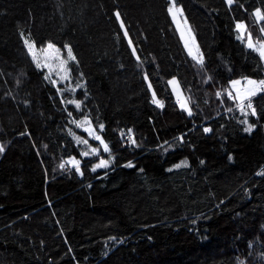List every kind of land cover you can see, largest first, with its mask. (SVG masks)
I'll return each instance as SVG.
<instances>
[{
  "label": "trees",
  "instance_id": "obj_1",
  "mask_svg": "<svg viewBox=\"0 0 264 264\" xmlns=\"http://www.w3.org/2000/svg\"><path fill=\"white\" fill-rule=\"evenodd\" d=\"M171 1L0 0V264H264V93L253 97L251 133L237 102L216 95L264 77L246 44L248 33L264 42L255 16L264 0H175L203 68L178 36ZM25 38L37 50L71 46L70 78L46 79ZM85 116L110 153L80 155L89 145L76 137H88L73 121ZM128 129L135 146L121 136ZM99 157L111 164L92 171Z\"/></svg>",
  "mask_w": 264,
  "mask_h": 264
},
{
  "label": "snow or ice",
  "instance_id": "obj_2",
  "mask_svg": "<svg viewBox=\"0 0 264 264\" xmlns=\"http://www.w3.org/2000/svg\"><path fill=\"white\" fill-rule=\"evenodd\" d=\"M234 2V0H227V3L229 5H231ZM169 13H171L173 15V19H176L177 14H179L181 12V9H177L175 7V0H172L171 6L168 8ZM115 15L117 16V18L119 19L120 17V13L117 11L115 13ZM255 16L259 19V20H264V14L261 13L260 9H256L255 10ZM121 26L123 27V22H121ZM236 30L239 33L238 35V39H240L241 41H243L245 39L244 33L246 31V25L240 22L236 23ZM261 31H264V28L261 29ZM125 36L128 35L127 31H125L124 33ZM182 37H184V32H181ZM131 43V41H129ZM184 43H185V47L188 49L189 55H191L193 57V59L196 61L197 65L200 66L201 68H203L204 66V56L203 53H201L199 51L198 46L195 44V37L192 35L191 31L189 30L187 33V36L184 39ZM25 44L27 46L28 52L31 54L33 60L36 62V67L37 68H42V67H47L49 69V73H51V69H52V64L49 62V57L48 54L51 53L53 50L55 51L56 55V59L59 60V68L61 71H63L65 73V75H61L60 76V80H67L70 78V71L67 68V65L69 63V61H75V56L73 55L72 52V48L69 45H65V48L67 50V59H60L59 57V49H56L55 46L51 43H49L47 45L46 49H41L42 52H45V62L42 64L40 62V59L37 56L36 51L34 50V43H29L28 40H25ZM247 47L250 50H254L256 52H258L260 58L262 60H264V43H257L254 44L252 41V37H251V33H248V39H247ZM133 51H135V49H133ZM46 79H51L50 74L45 76ZM145 79H147V75H145ZM211 79V77H209V80ZM244 80V86L243 87H238L241 85V80H232L230 81V86L231 89H224L223 91H218L216 93L217 97H222V96H227V98L229 100H233L236 103V107L244 114L245 119L241 121L242 124H245L246 127L244 128V131L246 133H251L253 131V129L256 127L255 124H251L248 122L247 117L249 115L251 116H256L257 112L255 107L253 106V97H256L258 94L264 93V79L256 81V80H252V79H248L247 77L243 78ZM53 84L56 83L55 80L51 81ZM207 82V81H206ZM168 84L172 86L173 91L177 93V97H178V103L179 106L182 110L186 111L188 113L189 116L193 115V111L192 108L189 107V100L190 98H183L182 94L180 92V86H179V82L175 79V77H173L171 80L168 81ZM77 88H81L83 87V85L81 84H77L76 85ZM149 87H151V84H149ZM58 91H61V89H57ZM69 91H74V89H69ZM68 103L74 104L75 108L77 110H79L82 106V101H68ZM152 103L157 105L160 108L164 107V104L161 100L157 99L155 92H153V99H152ZM233 109L232 108H228L227 111L231 112ZM69 115H71V113H69ZM73 123H75L77 125V127H83L85 124L89 125V127L85 128L84 130L86 132H88L89 137L94 139L95 141H98L99 144L102 146V149L104 152L106 153H110V149L107 143L104 142L103 138L101 137V135L97 134L95 129L91 127V120L85 116L84 121H73ZM104 125L103 124H99V129L101 131H103ZM204 132H210L212 131V129L205 127ZM70 134L71 130H70ZM23 135V134H22ZM74 135V134H73ZM121 136L122 138L126 137L128 143L130 145H136V139L134 138V134L132 133V129H128L127 133L121 131ZM77 142L84 144V145H88V140L85 139H81L80 137H76ZM184 137H178V140H180L181 142L183 141ZM167 143V142H165ZM46 147V146H45ZM5 151V146L3 144H0V154H2ZM81 156L83 157H88V156H99L100 155V148L99 147H91L89 145V150L83 151L81 154ZM229 159H231V157H229ZM68 165H71L72 168L75 169V171L81 175H83V173L81 172V168H80V160H77L75 157H71L69 158V160L66 162ZM201 163H203V161H201ZM111 164V159H104V158H100L99 162L96 163L93 167H92V171H96L97 169H108L109 166ZM186 167L187 166V161H181V163L175 165L174 167ZM61 170L67 171L69 169H67L65 167V163H61L59 165ZM125 167H134V165L129 162L127 165H125ZM171 170V169H169ZM260 175H264V172L259 173ZM195 222V221H194ZM110 239L115 240V237H111Z\"/></svg>",
  "mask_w": 264,
  "mask_h": 264
},
{
  "label": "rangeland",
  "instance_id": "obj_3",
  "mask_svg": "<svg viewBox=\"0 0 264 264\" xmlns=\"http://www.w3.org/2000/svg\"><path fill=\"white\" fill-rule=\"evenodd\" d=\"M171 3H172V1H171ZM170 6H171V4H170ZM169 6V7H170ZM175 7L177 8V9H181L179 6H177L176 4H175ZM170 14V16H171V19H172V21H173V23H174V25H175V27H176V30H177V33H178V36H179V38H180V40H181V42H182V44H183V46H184V48L186 49V51L188 52V49L185 47V43H184V39H185V37L187 36V33H188V31L190 30L189 29V26H188V24L186 23V21H185V19H184V17H183V15H182V11L179 13V14H177V16H176V19H173V15L171 14V13H169ZM184 32V37H182V35H181V32ZM25 40H28V42L29 43H33L30 39H28V38H25ZM253 41V40H252ZM254 43V42H253ZM264 43V42H263ZM195 44H196V42H195ZM246 44H247V40H246ZM255 44V43H254ZM197 45V44H196ZM47 48V46L44 48V49H46ZM55 48L56 49H59L57 46H55ZM34 50L36 51V53H37V56H38V58L40 59V62L43 64L44 62H45V55H46V53L45 52H42L41 50H37L36 48H35V46H34ZM60 50V52H59V57H60V59H64V60H66L67 59V52L66 53H64V51L63 50H61V49H59ZM188 54H189V52H188ZM31 55V54H30ZM56 53H55V51L53 50L51 53H49L48 54V57H49V62L52 64V69H51V73H49V69L47 68V67H42V69L45 71V74L46 75H49L50 74V76H51V80H55V78H57L59 81H61L60 80V76L61 75H65V73L63 72V71H61L60 70V68H59V60H57L56 59ZM191 56V55H190ZM192 57V56H191ZM39 69H41V68H39ZM172 79V78H171ZM170 79V80H171ZM176 79V78H175ZM248 79H252V78H248ZM177 80V79H176ZM237 80H241V85L240 86H238V87H243L244 86V80L243 79H237ZM253 80V79H252ZM171 86V85H170ZM171 88H172V86H171ZM172 91H173V88H172ZM180 92H181V94H182V97L183 98H186L185 97V95H184V93H183V91H182V89L180 88ZM173 93H174V95L177 97V93L176 92H174L173 91ZM178 98V97H177ZM189 107H190V105H189ZM87 127H89V125H87V124H85L83 127H82V129L84 130L85 128H87ZM91 127L93 128V126L91 125ZM85 131V130H84ZM95 131H96V133L97 134H99L98 133V131L95 129ZM86 132V131H85ZM100 135V134H99ZM83 137H88V138H90L89 137V134H88V132H86V134L85 135H82ZM88 138H86L85 140H88V145H90L91 147H93V148H95V147H99L100 148V151L102 150L103 151V149H102V146L99 144V143H95V142H93V141H91L90 139H88ZM92 139V138H91ZM104 140V139H103ZM104 142L106 143V141L104 140ZM103 156V155H102ZM101 157H99L97 160H96V162H95V164L96 163H98L99 162V159H100ZM102 158H104V159H107L106 157H102ZM263 172V169H261L260 170V173H262Z\"/></svg>",
  "mask_w": 264,
  "mask_h": 264
},
{
  "label": "built area",
  "instance_id": "obj_4",
  "mask_svg": "<svg viewBox=\"0 0 264 264\" xmlns=\"http://www.w3.org/2000/svg\"><path fill=\"white\" fill-rule=\"evenodd\" d=\"M264 77L257 78L256 81L262 80Z\"/></svg>",
  "mask_w": 264,
  "mask_h": 264
}]
</instances>
